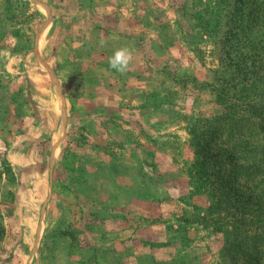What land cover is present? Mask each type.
<instances>
[{
    "label": "rangeland",
    "instance_id": "374dc122",
    "mask_svg": "<svg viewBox=\"0 0 264 264\" xmlns=\"http://www.w3.org/2000/svg\"><path fill=\"white\" fill-rule=\"evenodd\" d=\"M6 3L0 264H234L195 141L223 86L264 104V0Z\"/></svg>",
    "mask_w": 264,
    "mask_h": 264
},
{
    "label": "trees",
    "instance_id": "16d2710c",
    "mask_svg": "<svg viewBox=\"0 0 264 264\" xmlns=\"http://www.w3.org/2000/svg\"><path fill=\"white\" fill-rule=\"evenodd\" d=\"M234 98L227 86L218 90L220 112L209 122L217 129L205 146L196 139L195 168L224 203V255L234 264H264V104Z\"/></svg>",
    "mask_w": 264,
    "mask_h": 264
},
{
    "label": "clouds",
    "instance_id": "9594fccd",
    "mask_svg": "<svg viewBox=\"0 0 264 264\" xmlns=\"http://www.w3.org/2000/svg\"><path fill=\"white\" fill-rule=\"evenodd\" d=\"M107 40L101 38L99 41V46L101 48L105 47ZM134 60V53L132 48L127 45L121 46L114 50L113 54L109 57L108 63L109 67L120 74H125L129 70L131 64Z\"/></svg>",
    "mask_w": 264,
    "mask_h": 264
},
{
    "label": "crops",
    "instance_id": "0c3cea01",
    "mask_svg": "<svg viewBox=\"0 0 264 264\" xmlns=\"http://www.w3.org/2000/svg\"><path fill=\"white\" fill-rule=\"evenodd\" d=\"M8 6H9V4L6 3V0H0V7H4V8H6V7H8Z\"/></svg>",
    "mask_w": 264,
    "mask_h": 264
}]
</instances>
